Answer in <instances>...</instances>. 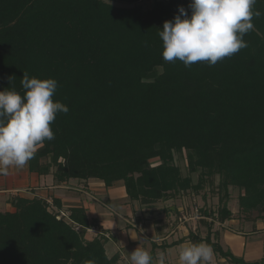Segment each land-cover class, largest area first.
<instances>
[{
  "label": "trees",
  "instance_id": "1",
  "mask_svg": "<svg viewBox=\"0 0 264 264\" xmlns=\"http://www.w3.org/2000/svg\"><path fill=\"white\" fill-rule=\"evenodd\" d=\"M0 0V91L21 95L23 74L54 78L59 113L55 139L28 162L31 173L58 184L98 179L123 182L131 201L153 205L200 193L215 176L224 192L204 217H233L230 189L240 213L264 215V0H257L248 46L214 66L166 62L158 33L191 0ZM11 78V80H10ZM188 152L183 176L176 154ZM159 164L153 165V160ZM200 174L194 182L193 174ZM211 183V182H210ZM214 182L211 183V186ZM14 212L0 211V264H118L104 236L86 238L83 208L61 217V203L18 196ZM232 264H248L211 236L192 233ZM253 264H264L257 262Z\"/></svg>",
  "mask_w": 264,
  "mask_h": 264
},
{
  "label": "crops",
  "instance_id": "2",
  "mask_svg": "<svg viewBox=\"0 0 264 264\" xmlns=\"http://www.w3.org/2000/svg\"><path fill=\"white\" fill-rule=\"evenodd\" d=\"M18 196L42 198L55 210L58 209L54 201H58L61 212L68 214L72 208L85 209L91 223L86 238L92 240L104 236L108 254L120 256L118 264H131L130 253L138 246L153 256L164 252L168 264H179L180 246L194 243L192 233L201 238L210 235L224 251L248 264L264 261V215L261 217L257 212L251 216L242 214L239 205L237 210L229 205L233 217L219 222L189 213L187 210L192 202L185 196L142 205L129 199L123 182L112 187L98 179L58 184L53 175L31 173L28 164L23 169H10L7 176H0V211L14 212L12 199ZM211 264L232 263L215 254Z\"/></svg>",
  "mask_w": 264,
  "mask_h": 264
},
{
  "label": "clouds",
  "instance_id": "3",
  "mask_svg": "<svg viewBox=\"0 0 264 264\" xmlns=\"http://www.w3.org/2000/svg\"><path fill=\"white\" fill-rule=\"evenodd\" d=\"M257 0H191L188 11L163 23L158 35L163 42L166 62L180 61L185 67L198 62L214 66L248 46L244 37L254 30L253 18L262 13L254 9ZM11 80V78H10ZM21 95L14 88L0 91V176L10 169H23L34 158L38 147L55 139L51 125L57 114L69 111L54 101L58 82L54 78L21 79ZM214 249L207 243H185L178 253L179 264H211ZM131 264H168L166 253L153 256L138 246L130 253Z\"/></svg>",
  "mask_w": 264,
  "mask_h": 264
},
{
  "label": "rangeland",
  "instance_id": "4",
  "mask_svg": "<svg viewBox=\"0 0 264 264\" xmlns=\"http://www.w3.org/2000/svg\"><path fill=\"white\" fill-rule=\"evenodd\" d=\"M162 0H143L140 3L137 4V6L141 7L144 10H149L153 8V6ZM176 164L180 167L183 176L189 175V167H188V152H183L181 154H176ZM152 164L155 166L159 164V160H153ZM194 182L197 183L199 181L200 174H193L192 175ZM214 182V185L211 186V183ZM205 185V189L201 191L200 193H195L193 191H190L188 193H183L180 196H185L186 199H189V202L191 203V208L187 211L189 213L193 212L195 215H199L200 217L203 216L202 212L203 210H208V211H214L217 210L219 207V199L221 196H223L224 192L220 193L218 192L217 186L220 183V177L215 176L211 178V181ZM231 195H232V200L229 202L230 207L235 210L238 209V196H239V191L237 189H230ZM179 196V197H180ZM194 199L197 200V202L194 201ZM187 202V200H185ZM196 204V205H195ZM198 207V208H196ZM198 211V212H197ZM65 218H68L69 214L64 213ZM183 215L180 214V217ZM184 219V218H183ZM69 221V219H66ZM185 220V219H184ZM204 227V226H202ZM203 230V229H202Z\"/></svg>",
  "mask_w": 264,
  "mask_h": 264
},
{
  "label": "built area",
  "instance_id": "5",
  "mask_svg": "<svg viewBox=\"0 0 264 264\" xmlns=\"http://www.w3.org/2000/svg\"><path fill=\"white\" fill-rule=\"evenodd\" d=\"M61 217H65L64 212H61V216H58L59 219H60Z\"/></svg>",
  "mask_w": 264,
  "mask_h": 264
}]
</instances>
